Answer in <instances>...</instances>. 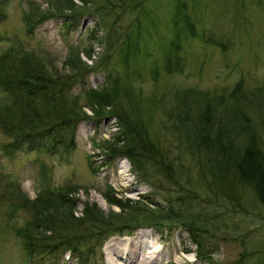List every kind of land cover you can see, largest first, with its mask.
Returning a JSON list of instances; mask_svg holds the SVG:
<instances>
[{"label": "rangeland", "instance_id": "374dc122", "mask_svg": "<svg viewBox=\"0 0 264 264\" xmlns=\"http://www.w3.org/2000/svg\"><path fill=\"white\" fill-rule=\"evenodd\" d=\"M56 1L0 0V53L15 47L28 49L60 68L70 53L78 51L88 65H103L71 88L81 100L83 90L100 86L107 74L120 76L121 72L122 82L131 89L139 114L159 147L156 158L165 169L149 168V178L144 181L123 156H114L106 163L104 151L112 137L126 139L113 115L99 124L78 123L75 146L68 153L27 147L7 153L3 145L9 137L0 129V264H77L69 251L54 259L45 257L40 263L29 260L17 229L31 215L11 204L17 197L34 199L65 184L75 187L69 194L75 198V216L81 215L84 201L95 203L104 212H122L105 200V192L122 203L137 200L151 209L167 210L173 203L175 208L198 213L208 224L212 221L210 226L215 228L207 239L215 243L212 259L216 264H257L258 257L264 256V205L247 185L237 183L233 173H226L230 171L228 160L219 165V156L213 160L214 153L209 152L206 159L202 153L205 165L200 167L199 158L192 153L191 127L197 117V103L204 106L199 93L222 94L219 104L212 102L222 110L217 112L218 125L228 130L222 140L238 146L244 140L243 129L251 128L264 152V0H144L140 10L109 6L99 0L93 6L87 4L82 13L66 10L42 22L36 20L32 27L26 24L24 17L30 16L33 7L53 10L50 5ZM72 1L82 4L81 0ZM177 9L180 18L185 11L194 22L196 35L179 29L183 64L180 71L168 73L162 67V56L167 40L176 32L172 19ZM137 25L140 32L135 35ZM125 38L133 50L121 45ZM115 41L119 45L106 50L108 43ZM85 50L92 51L90 59ZM125 53H129L126 64L122 60ZM239 81L238 93L232 97L230 90ZM2 100L0 93V103ZM121 100L120 109H127L131 115L126 99ZM228 106L233 112L230 108L226 112ZM235 108L241 109V116H236ZM216 123H211V137ZM215 174H226L224 180L220 177L219 185L211 181ZM142 234L151 248H159L162 258L155 262L143 259L137 264H207L195 257V244L176 224L163 230L141 224L128 233L107 235L90 258L92 264H107L106 247L111 241ZM178 258H183L182 262ZM114 262L127 264L118 257Z\"/></svg>", "mask_w": 264, "mask_h": 264}, {"label": "trees", "instance_id": "16d2710c", "mask_svg": "<svg viewBox=\"0 0 264 264\" xmlns=\"http://www.w3.org/2000/svg\"><path fill=\"white\" fill-rule=\"evenodd\" d=\"M97 1L99 2L81 0L82 4L78 5L72 0H58L50 5L53 10L49 7L42 10L37 5L36 7L31 5L29 8L33 7V11L30 16L26 14L24 20L32 27L36 20L42 22L45 18L63 14L66 10L71 12L81 10L82 13L88 8L87 4L93 6V2ZM100 1L109 6L121 8L135 6L140 10L144 0ZM182 4L184 6V3ZM97 8L94 6L95 11ZM2 17L0 6V18ZM172 25L176 32L167 40L162 56V67L168 73L180 71L182 68L179 29L183 31L186 29L189 34L196 35L194 22L187 17L185 11L182 18L179 10L175 11ZM137 26L135 35L140 32ZM120 43L127 47V51L133 50L127 38ZM118 45L117 41L108 43L106 50L109 48L113 50ZM85 53L90 59L92 51L85 50ZM122 60L125 64L128 63L129 53H125ZM100 66L88 65L82 61L78 51L70 53L60 68H56L52 63H46L39 54L28 49L15 47L1 52L0 93L3 100L0 103V129L9 137L3 145L4 150L9 153L27 147L50 153H68L75 146V130L78 123L94 121L95 124H99L113 115L121 127L120 133L126 139L121 140L118 135L112 137L113 142L108 143L104 151L108 159L106 163L114 156H123L131 162L133 170L144 181L149 178V168L152 167L156 171L165 169L156 158L159 147L154 144L148 126L139 114L131 89L122 82L121 72L120 76L107 74V79L100 86L83 90V100L80 99V94H73L70 91L73 85L82 82L85 74ZM123 68L124 71L128 69L126 65ZM240 83V81L236 83L230 90L232 97L238 93ZM199 94L203 95L204 106L197 103V117L191 130L195 144L192 153H196L199 158L200 167L205 165L200 158L202 153L206 155V159H209V152L214 153L213 160L219 156V165H223V159L225 162L228 160L230 171L227 169L226 173H233L237 183L247 185L255 198L264 205V152L255 133L251 128H248L251 131L243 129L244 140L238 146L232 144L231 140L223 141L222 136L226 135L228 130L218 125L217 112L222 110H217L216 105L212 104V102L219 104L223 95H211L207 91ZM122 97L126 99L131 115L127 109H120ZM86 108L90 110L89 113ZM229 108L233 112L232 106H228L226 112ZM235 110L238 113L236 116H241V109ZM214 121H217V128L211 137L213 127L211 123ZM120 141L122 143L117 145ZM223 175L215 174L211 181L219 185L226 177V174ZM73 188L75 187L65 184L56 190L45 191L34 199L16 196V201L11 202L12 206L25 208L31 215V219L17 229L29 260L40 263L45 257L54 259L69 251L75 255L77 264H92L90 258L95 256L96 248H99L107 235L128 233L141 224L153 226L157 230H163L165 227L169 229L176 224L186 231L189 240L195 244V257L207 264H216L212 259L215 243L207 239L210 230L215 227L210 226L212 221L208 224V221L198 213L185 210V207L175 208L171 201L168 202L171 206L167 210H160L157 207L151 209L140 205L137 200L134 203H122L115 195L105 192L103 195L105 200L109 204L119 206L122 212H104L95 203L84 201L81 215L75 216L73 214L75 198L69 197ZM256 262L264 264V256H259Z\"/></svg>", "mask_w": 264, "mask_h": 264}, {"label": "bare ground", "instance_id": "6f19581e", "mask_svg": "<svg viewBox=\"0 0 264 264\" xmlns=\"http://www.w3.org/2000/svg\"><path fill=\"white\" fill-rule=\"evenodd\" d=\"M144 234L132 235L131 237L125 236L119 242L111 241L106 247L108 252L107 264H115V257L123 259L127 264L141 263L143 259H151L153 262L159 261L162 258L159 248H151V242ZM182 260L183 258H178L179 262H182Z\"/></svg>", "mask_w": 264, "mask_h": 264}]
</instances>
